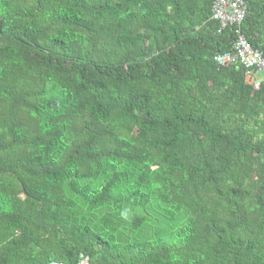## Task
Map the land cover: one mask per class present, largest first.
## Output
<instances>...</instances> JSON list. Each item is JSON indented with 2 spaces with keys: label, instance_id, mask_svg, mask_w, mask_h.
Returning a JSON list of instances; mask_svg holds the SVG:
<instances>
[{
  "label": "trees",
  "instance_id": "16d2710c",
  "mask_svg": "<svg viewBox=\"0 0 264 264\" xmlns=\"http://www.w3.org/2000/svg\"><path fill=\"white\" fill-rule=\"evenodd\" d=\"M212 1L0 0V264H264V89Z\"/></svg>",
  "mask_w": 264,
  "mask_h": 264
},
{
  "label": "built area",
  "instance_id": "2783aa9c",
  "mask_svg": "<svg viewBox=\"0 0 264 264\" xmlns=\"http://www.w3.org/2000/svg\"><path fill=\"white\" fill-rule=\"evenodd\" d=\"M246 12L244 0L212 1L210 14L211 19L218 24V32L230 28L235 35L231 48L225 53L216 54L213 61L219 67L239 65L244 72L246 85L253 90L264 89V57L249 44L240 30ZM77 264H89L88 258L81 255Z\"/></svg>",
  "mask_w": 264,
  "mask_h": 264
},
{
  "label": "rangeland",
  "instance_id": "374dc122",
  "mask_svg": "<svg viewBox=\"0 0 264 264\" xmlns=\"http://www.w3.org/2000/svg\"><path fill=\"white\" fill-rule=\"evenodd\" d=\"M249 122H250L249 129L252 127L251 129L254 130L255 137L260 138V137L264 136V124L260 125V121H259L258 124L256 123L255 126H252L251 124L253 123V120H250ZM160 211H164V210L162 208H160ZM92 213L93 214L90 218L92 220H95V221H97L98 219H101L102 218L101 215H108L107 217L113 218V220L116 223L112 226L108 225L109 227H107V229H110L112 231L119 229L120 230L119 233H124V234L126 233L127 236H129L131 234L128 230H126V228L128 226L127 221H129L133 215H138L139 217L144 216V212L140 206L136 207V208H132L129 206H123L122 209L120 210L118 217H115V214L117 213L116 211H115L114 215L113 214L111 215V209L109 207H105V208L98 210V211H93ZM156 213H157V211H156ZM84 216H89L85 210H84ZM160 216H161L160 218L163 217V215L161 213H160ZM153 217H156L155 213H154ZM156 224H157L156 221L152 220L148 223V225L144 226L142 228L143 235H145V236L149 235L150 236L151 232L154 231ZM140 234H142V233H140Z\"/></svg>",
  "mask_w": 264,
  "mask_h": 264
},
{
  "label": "water",
  "instance_id": "95a60500",
  "mask_svg": "<svg viewBox=\"0 0 264 264\" xmlns=\"http://www.w3.org/2000/svg\"><path fill=\"white\" fill-rule=\"evenodd\" d=\"M50 264H61V263H50Z\"/></svg>",
  "mask_w": 264,
  "mask_h": 264
}]
</instances>
